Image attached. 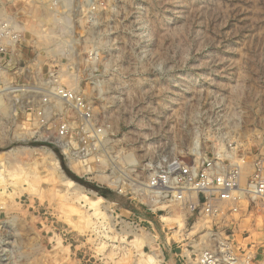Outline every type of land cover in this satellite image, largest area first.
I'll return each instance as SVG.
<instances>
[{
    "label": "rangeland",
    "instance_id": "1",
    "mask_svg": "<svg viewBox=\"0 0 264 264\" xmlns=\"http://www.w3.org/2000/svg\"><path fill=\"white\" fill-rule=\"evenodd\" d=\"M43 4L0 0L4 14L25 25L0 75L7 89L0 95L7 107L0 113V264H198L214 240L246 264H263L264 210L201 219L185 205L150 206L128 181L122 191L99 180L113 178L114 163L102 165V152L82 154L84 133L71 113L48 116L43 126L36 89L52 75L80 86L94 127L105 130L112 152L133 155L137 168L160 155L186 160L193 145L204 159L226 149L251 165L264 157V0ZM48 9L69 27L43 22ZM57 43L66 56L50 50ZM62 120L70 122L69 145L79 155L55 139ZM48 153L98 203L99 215L68 193ZM77 206L92 216L88 222L74 214ZM137 234L155 241L138 243Z\"/></svg>",
    "mask_w": 264,
    "mask_h": 264
},
{
    "label": "built area",
    "instance_id": "2",
    "mask_svg": "<svg viewBox=\"0 0 264 264\" xmlns=\"http://www.w3.org/2000/svg\"><path fill=\"white\" fill-rule=\"evenodd\" d=\"M24 29V23L16 15L6 14V17L0 20L1 76L9 68L5 62L10 61L16 54L15 46L20 43ZM1 76V80H4ZM2 81L0 95L5 96L3 92L7 89L3 88ZM36 90L42 92L39 98L40 106L36 109L39 122L45 126L48 124V116L58 117L66 111L75 116L86 141L82 146L85 149L82 154L102 152L98 155L100 159L105 158L100 162L102 165L114 163L113 178L105 176V182L111 180L112 184L108 182L109 184L127 191L129 189H125V183L128 181L131 188L129 191L146 200L150 206L157 208L161 205H185L190 211L198 209L201 219H214L226 212L237 214L244 207H259L264 210V157L253 159L250 165L246 157L235 160L233 150L217 149L213 151L212 158L204 159L196 145H193L186 160L160 155L144 161L137 168L129 154L120 156L118 152H112L105 130L94 127L93 108L73 87L63 85L52 75ZM57 103L62 104L61 108L55 105ZM69 127L70 122L62 120L55 129V139H64L68 143L66 148L70 149L68 154L76 156L79 154L72 153L68 141ZM106 141L108 145L104 146ZM126 171L131 173L126 175ZM136 171L139 175L135 174ZM234 251L228 243H217L214 240L211 246L201 251L198 264H246L237 258Z\"/></svg>",
    "mask_w": 264,
    "mask_h": 264
},
{
    "label": "bare ground",
    "instance_id": "3",
    "mask_svg": "<svg viewBox=\"0 0 264 264\" xmlns=\"http://www.w3.org/2000/svg\"><path fill=\"white\" fill-rule=\"evenodd\" d=\"M42 2L44 3V4H47V6H48V3H50V0H42ZM54 3H55V1H54ZM53 3V4H54ZM43 4V5H44ZM51 5V4H50ZM1 6V5H0ZM45 6V5H44ZM44 9H45V7H44ZM45 12V11H44ZM53 12V11H52ZM51 11H50V9H48V10H46V12H45V14H44V17H43V19H42V21L43 22H46V23H50L51 25H52V27H53V29L54 28H56V29H58V30H66L67 29V27H69V26H67L66 25V22H65V19H63V18H61V17H58V16H56V15H54L53 13H52ZM56 14V13H55ZM0 18H4V17H6V14H4V12L2 11V9H0ZM1 20V19H0ZM59 20H61V22L59 21ZM59 21V22H58ZM23 29V28H22ZM61 45L62 44H60V43H57V45L55 46V47H53L54 49H50L52 52H53V54L55 55L56 53L58 54V55H60V56H62V55H64V56H66V54H65V49L64 48H62L61 47ZM16 49V48H15ZM49 49V48H48ZM49 50V51H50ZM57 57V56H56ZM80 87V86H79ZM78 86L77 87H75L74 88V90L77 92V93H81V89L79 88ZM34 93V92H33ZM32 93V94H33ZM34 95V94H33ZM34 99V98H33ZM58 108L60 107V106H62V104H59V103H57V104H55ZM6 105L4 104V102H3V97H1L0 96V113L1 114H6ZM61 108V107H60ZM0 123H1V121H0ZM57 142V141H56ZM107 142V141H106ZM58 143L60 144V147L62 148V149H64V147H65V144H64V140H62V139H59V141H58ZM66 145H68V144H66ZM49 152V151H48ZM50 153V152H49ZM48 153V154H49ZM129 154V153H128ZM50 155V157H49V160H50V162H51V164H52V166L53 167H51V168H53L52 170L56 173V175L58 176L57 177V179H59V182L67 189V191H68V193L71 195V196H73V197H75V199H77V201H83L85 204H86V206H89L90 207V210H91V208H93V210L95 211V214H94V216L96 217L97 215H99L100 213H99V209L97 208L98 207V203H94V202H91L90 200H89V198H88V192L81 186V185H79L78 183H76L75 181H73L71 178H69L67 175H66V173L64 172V170L62 169V167L60 166V164H59V161L55 158V157H53V155H51V154H49ZM83 156V155H82ZM129 158L130 159H132L133 158V155H129ZM73 162V161H72ZM72 165V164H71ZM71 169V168H70ZM53 172V173H54ZM2 173H4V172H2V171H0V178H2L3 177V175L4 174H2ZM98 178H99V180H101V181H105L107 178L105 177V176H97ZM1 181H3L2 179H1ZM4 182V181H3ZM108 182H110L111 184H112V181L111 180H109ZM2 183V182H1ZM92 194H94V193H92ZM91 194V195H92ZM100 201H101V199H100ZM74 203V202H73ZM104 203V202H103ZM70 205V204H69ZM71 205H74V204H71ZM100 206V205H99ZM76 207V206H75ZM78 207L79 206H77V209H78ZM81 208H79L78 210H75L76 212L74 213V214H76V213H79V214H81L84 218H85V220H87V221H85V222H88L89 220V218L91 219V217H90V215L89 214H87L86 212H84L83 213V211H82V206H80ZM69 208H71V206L69 207ZM74 208V207H73ZM72 208V209H73ZM76 209V208H75ZM85 209V208H84ZM74 210V209H73ZM73 210H72V213H73ZM79 214H77V215H79ZM97 214V215H96ZM81 215H79V216H81ZM81 216V217H82ZM110 217V216H109ZM84 220V219H83ZM84 222V223H85ZM184 220H180V223H178L179 224V227H182V226H184ZM88 224V223H87ZM90 224V223H89ZM92 228H97V227H93V226H91ZM95 230V229H94ZM128 235V234H127ZM136 237V241L138 242V243H142V244H145V245H147L148 246V244H152L155 240L154 239H152L148 234H137V235H135ZM121 239V238H120ZM149 259V261L150 262H152V263H154L155 262V260L152 258V257H149L148 258ZM234 262L236 263V261L234 260Z\"/></svg>",
    "mask_w": 264,
    "mask_h": 264
}]
</instances>
